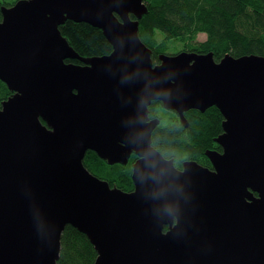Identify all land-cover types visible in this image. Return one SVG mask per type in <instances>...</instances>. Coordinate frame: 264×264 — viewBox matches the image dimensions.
Returning <instances> with one entry per match:
<instances>
[{
	"label": "water",
	"instance_id": "95a60500",
	"mask_svg": "<svg viewBox=\"0 0 264 264\" xmlns=\"http://www.w3.org/2000/svg\"><path fill=\"white\" fill-rule=\"evenodd\" d=\"M147 13L144 0L2 7L0 80L13 95L0 108V264H58L68 226L94 264H264V57L181 52L155 64L139 35ZM66 21L100 29L113 52L82 58ZM155 101L184 123L219 109L214 171L178 170L153 147ZM88 151L109 165L135 154L134 190L92 174Z\"/></svg>",
	"mask_w": 264,
	"mask_h": 264
},
{
	"label": "trees",
	"instance_id": "16d2710c",
	"mask_svg": "<svg viewBox=\"0 0 264 264\" xmlns=\"http://www.w3.org/2000/svg\"><path fill=\"white\" fill-rule=\"evenodd\" d=\"M12 3L0 0L2 7ZM26 1V0H24ZM148 13L140 20L139 35L149 47L155 64L159 55H176L181 52L214 53L220 61L226 54L233 57L259 55L264 57V0H144ZM135 19L134 16H131ZM61 34L82 58L109 56L113 47L103 32L87 23L66 21L59 27ZM200 34L206 41H198ZM65 63L84 65L78 60ZM13 92L0 80V108ZM152 117L161 119L152 137V145L166 159L177 165L184 160L195 161L211 168L207 151L221 150L215 142L223 133L224 117L212 107L201 113L192 110L188 127L178 116L155 101L149 108ZM175 118H174V117ZM179 120V121H178ZM138 158L133 155L127 165H109L93 151H88L83 161L85 167L97 177L106 180L125 192L135 188L132 179L133 165ZM180 166V165H179ZM205 166V167H206ZM169 229L165 227V231ZM97 253L86 235L68 226L61 238L58 264H94Z\"/></svg>",
	"mask_w": 264,
	"mask_h": 264
},
{
	"label": "flooded vegetation",
	"instance_id": "af4514ba",
	"mask_svg": "<svg viewBox=\"0 0 264 264\" xmlns=\"http://www.w3.org/2000/svg\"><path fill=\"white\" fill-rule=\"evenodd\" d=\"M149 108H150V107H149ZM169 111H171V110H169ZM191 111H192V110H190V111H188V112H186V113L184 114V115H185V120H186L185 123L182 121V119L180 118V116H179V114H178L177 112H175V111H171V112H173V113L175 114L174 116H176V115L178 116V118H179V120H180V123H182V125H184V126L187 125V127H188V124H189V123H188V120H189V116L191 115V113H189V112H191ZM174 116H173V117H174ZM174 118H175V117H174ZM154 119H156V118L152 117V115L149 114V120L152 121V120H154ZM160 120H161V119H160ZM179 120H178V121H179ZM160 124H161V122H160ZM160 124H159V125H160ZM159 125H158V126H159ZM158 126H157V127H158ZM185 127H186V126H185ZM155 130H156V129H155ZM153 133H154V132H153ZM152 135H153V134H152ZM152 137H153V136H152ZM216 151L219 152V153H222V152H223L222 149H221V150H216ZM133 155H135V154H133ZM133 155H132V156H133ZM132 156H131V157H132ZM135 156H136V155H135ZM136 157H137V156H136ZM137 158H138V157H137ZM129 160H130V159H129ZM137 160H138V159H137ZM137 160H136V161H137ZM168 160H169V159H168ZM173 161H174V160H173ZM186 162H190V160H184V161H182L181 163H178V162H177V165H175V164H174V165H175V167H176L178 170H183V168H184V164H185ZM198 164H200V163H198ZM179 165H180V166H179ZM200 165H202V164H200ZM202 166H204V165H202ZM205 166H206V165H205ZM205 166H204V167H205ZM206 168H208V169H210V170H212V171L215 170L214 167H213V165H212V163H211V168L208 167V166H206Z\"/></svg>",
	"mask_w": 264,
	"mask_h": 264
},
{
	"label": "rangeland",
	"instance_id": "374dc122",
	"mask_svg": "<svg viewBox=\"0 0 264 264\" xmlns=\"http://www.w3.org/2000/svg\"><path fill=\"white\" fill-rule=\"evenodd\" d=\"M1 1L7 2V3H12V2H15L16 0H1ZM198 41H201V42L206 41V35L205 34H200L199 37H198ZM164 231H165V228H164Z\"/></svg>",
	"mask_w": 264,
	"mask_h": 264
}]
</instances>
